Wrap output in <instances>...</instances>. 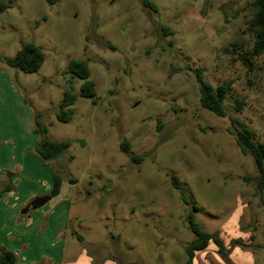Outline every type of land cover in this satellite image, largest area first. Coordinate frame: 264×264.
<instances>
[{"label":"rangeland","instance_id":"374dc122","mask_svg":"<svg viewBox=\"0 0 264 264\" xmlns=\"http://www.w3.org/2000/svg\"><path fill=\"white\" fill-rule=\"evenodd\" d=\"M3 1L10 7L0 13V56L33 43L44 63L24 74L0 62V118L20 116L13 87L41 114L50 141L72 142L57 161L60 195L48 202L69 204L68 240L95 264H184L192 212L230 250H250L253 263L264 264V193L254 160L229 133L234 118L264 143V55L252 54L256 0H150L157 10L144 0ZM72 60L88 63L97 97L82 98L83 82L74 80L77 99L64 124L56 115ZM199 69L214 88L230 84L225 118L201 107ZM235 99L244 100L241 111ZM124 142L141 162L123 153ZM211 250L213 243L195 264H216Z\"/></svg>","mask_w":264,"mask_h":264},{"label":"crops","instance_id":"0c3cea01","mask_svg":"<svg viewBox=\"0 0 264 264\" xmlns=\"http://www.w3.org/2000/svg\"><path fill=\"white\" fill-rule=\"evenodd\" d=\"M11 89L20 116L0 118V251L14 253L15 264H95L84 246L67 238L71 223L69 204L63 199L53 206L48 203L55 164H44L34 153L39 140L33 131L34 112L15 88ZM43 199L46 202L40 205ZM224 244L230 251L229 262L221 259L213 244L216 264H254L250 250L239 246L230 250Z\"/></svg>","mask_w":264,"mask_h":264},{"label":"trees","instance_id":"16d2710c","mask_svg":"<svg viewBox=\"0 0 264 264\" xmlns=\"http://www.w3.org/2000/svg\"><path fill=\"white\" fill-rule=\"evenodd\" d=\"M53 5L57 0H47ZM145 6L153 10H157L155 5L150 0H144ZM10 6L3 0H0V13L5 12ZM252 27L256 28L254 34L252 54L254 57L264 55V0H256V9ZM167 30L168 28H164ZM0 62L10 69L20 71L24 74L37 73L44 63V53L42 49L33 43L25 45L13 58H4L0 56ZM90 68L87 62L72 60L62 76H69L68 80L70 90L65 92L62 102L59 104V111L56 115L60 123L67 124L71 121L73 110L77 97L72 93L74 80L78 79L83 82L81 86L80 96L86 99H95L97 97L96 85L90 79ZM197 81L200 91V105L204 110L209 111L218 118H225L224 102L228 98L230 92V84L220 85L214 88L203 79L201 69L197 71ZM244 106V100L235 99L233 107L236 111H241ZM41 114L34 113L33 131L39 137L35 146L34 153L43 161L44 164H55L54 169V186L50 193V197L54 198L60 195L62 187V178L60 176L62 164H57V161H62L67 155L68 149L72 142H53L50 141L47 135V128L41 121ZM231 128L229 133L234 137L235 142L245 157H251L257 167L258 177L256 178L257 189L264 193V143L256 140L253 131L237 119L230 118ZM84 142H82V145ZM124 154H126L133 162L139 163L142 157L133 155L130 152L129 144L124 142L121 146ZM72 157H67L66 162H71ZM172 182L175 188L179 191L180 197L184 205L190 204L189 199L183 189L181 181L172 176ZM247 179V178H246ZM72 182H75V180ZM9 189V187H8ZM194 210L198 208L195 206ZM188 228L194 235L193 241L186 248L187 260L184 264H193L196 254L205 251L210 243H213L218 248V255L225 262H229L228 256L230 251L225 247L223 239L218 233H209L205 228L196 221L195 215L192 212L186 217ZM76 235L75 232H73ZM80 243H84V239L80 235H76ZM17 257L14 253L7 250L0 251V264H15Z\"/></svg>","mask_w":264,"mask_h":264},{"label":"water","instance_id":"95a60500","mask_svg":"<svg viewBox=\"0 0 264 264\" xmlns=\"http://www.w3.org/2000/svg\"><path fill=\"white\" fill-rule=\"evenodd\" d=\"M46 202L45 199H43L41 202H40V205L44 204Z\"/></svg>","mask_w":264,"mask_h":264}]
</instances>
